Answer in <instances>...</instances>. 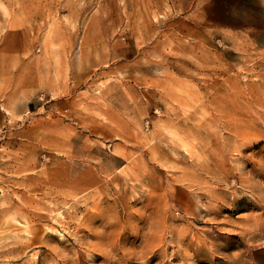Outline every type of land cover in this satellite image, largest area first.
Wrapping results in <instances>:
<instances>
[{
  "label": "rangeland",
  "instance_id": "rangeland-1",
  "mask_svg": "<svg viewBox=\"0 0 264 264\" xmlns=\"http://www.w3.org/2000/svg\"><path fill=\"white\" fill-rule=\"evenodd\" d=\"M0 264H264V0H0Z\"/></svg>",
  "mask_w": 264,
  "mask_h": 264
},
{
  "label": "bare ground",
  "instance_id": "bare-ground-1",
  "mask_svg": "<svg viewBox=\"0 0 264 264\" xmlns=\"http://www.w3.org/2000/svg\"><path fill=\"white\" fill-rule=\"evenodd\" d=\"M20 230V229H19ZM34 232V231H33ZM26 237V236H25ZM28 237V236H27Z\"/></svg>",
  "mask_w": 264,
  "mask_h": 264
}]
</instances>
